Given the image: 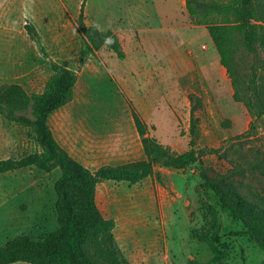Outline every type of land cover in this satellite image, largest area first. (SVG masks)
Instances as JSON below:
<instances>
[{
    "label": "rangeland",
    "instance_id": "obj_1",
    "mask_svg": "<svg viewBox=\"0 0 264 264\" xmlns=\"http://www.w3.org/2000/svg\"><path fill=\"white\" fill-rule=\"evenodd\" d=\"M82 2L0 0V86L17 84L28 94L41 93L51 63L68 61L77 75L74 97L48 125L60 146L91 171L143 159L133 113L149 136L175 155L218 150L182 170L155 167L136 185L97 186V206L115 222V241L130 264H204L213 252L193 239L192 231L209 233L222 258L217 264H264L263 252L241 223L201 188L207 178L253 204L264 201V115L256 118L233 102L218 62L192 69L191 62L178 60L179 52H201L208 33L183 25L182 13L162 0H155V9L144 7L146 14L136 12V0H84V23L116 35L124 56L119 60L105 45L85 49L78 28ZM26 25L33 26L36 39ZM258 58L259 52L248 55L241 46L235 53L244 98L251 93L252 73H260ZM253 106L261 110L255 98ZM38 151L30 129L0 115V160ZM59 176L57 169L35 168L0 174V245L20 235L43 239L57 228Z\"/></svg>",
    "mask_w": 264,
    "mask_h": 264
},
{
    "label": "trees",
    "instance_id": "obj_2",
    "mask_svg": "<svg viewBox=\"0 0 264 264\" xmlns=\"http://www.w3.org/2000/svg\"><path fill=\"white\" fill-rule=\"evenodd\" d=\"M83 6L84 0L78 28L85 49L98 51L105 45L122 60L124 56L116 35L87 26L83 21ZM185 11L188 23L204 27L211 38L219 63L230 80L233 102L251 109L256 118L264 115V0H185ZM25 28L32 39L37 38L33 26ZM239 46L248 55L256 56L259 52L262 56L256 62L260 73H252L248 83L251 93L246 98L242 96L235 70V53ZM81 56H86L84 50ZM51 71L41 93L28 94L17 84L0 86V115L30 129L40 150L20 159L0 160V174L25 168L45 173L59 170L60 176L54 183L57 228L43 239L20 235L0 245V264H130L115 241V222L106 219L97 206V186L105 182L136 185L151 177L155 167L182 170L195 164L200 156L218 150H189L175 155L149 136L146 124L133 113L143 159L115 166L103 165L91 171L60 146L48 125L53 113L72 102L77 83V75L68 61L52 62ZM253 98L261 102V110L254 109ZM262 163L264 165V156ZM201 188L210 191L220 207L241 223L245 234L264 254V201L253 204L237 191L223 189L207 178H203ZM191 237L211 247L213 257L204 264L221 261L209 233L192 231Z\"/></svg>",
    "mask_w": 264,
    "mask_h": 264
},
{
    "label": "crops",
    "instance_id": "obj_3",
    "mask_svg": "<svg viewBox=\"0 0 264 264\" xmlns=\"http://www.w3.org/2000/svg\"><path fill=\"white\" fill-rule=\"evenodd\" d=\"M137 2V9L136 12H140V9L143 13H147V10L144 9V7L148 6V8L155 9L154 3L155 0H136ZM162 2L165 4V7L167 8H176L182 13V19H183V25H186L189 28L193 29H203L205 33H207L206 29L204 27H195L188 23V16L185 11V0H162ZM144 9V10H143ZM149 9V10H151ZM186 20V23H185ZM178 60L179 62H182L184 60H187L191 62L192 69H195V67L202 68L208 66L209 68L214 65L215 63H219V56L217 54V51L215 49V46L209 37L208 43L206 45H202L201 52L194 53L193 51L188 52H179L178 53ZM195 63V64H194ZM220 64V63H219ZM220 71L221 75L227 83H229V94L230 97H232V91H231V83L230 80L227 78L225 69L220 65Z\"/></svg>",
    "mask_w": 264,
    "mask_h": 264
}]
</instances>
